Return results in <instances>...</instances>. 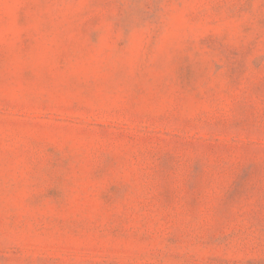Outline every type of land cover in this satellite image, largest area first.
<instances>
[{"label":"rangeland","instance_id":"obj_1","mask_svg":"<svg viewBox=\"0 0 264 264\" xmlns=\"http://www.w3.org/2000/svg\"><path fill=\"white\" fill-rule=\"evenodd\" d=\"M0 264H264V0H0Z\"/></svg>","mask_w":264,"mask_h":264}]
</instances>
